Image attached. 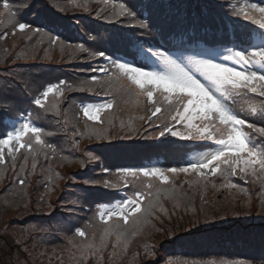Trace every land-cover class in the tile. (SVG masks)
<instances>
[{"label": "trees", "instance_id": "obj_1", "mask_svg": "<svg viewBox=\"0 0 264 264\" xmlns=\"http://www.w3.org/2000/svg\"><path fill=\"white\" fill-rule=\"evenodd\" d=\"M256 1L264 4L262 0H30L36 8L22 18L40 31L24 34L13 27L20 14L11 17L3 9L5 0H0V34H6L0 39V77L11 76L3 69L13 68L28 92L25 96L14 88L9 93L14 99L0 103V134L27 117L44 130L45 141L43 146L33 141L31 152L21 149L14 167L9 157L0 165V264H264V213L260 210L264 173L245 177L237 171L234 176L206 178L193 173L167 183L142 175L125 177L120 170L136 167L143 155H158L155 158L164 165L182 163L187 147L157 143V126L145 132L149 107L138 86L121 76L90 70L104 66L103 57L91 55L100 51L149 64L134 44L140 41L150 47L166 41L171 47L185 19H205L219 31L216 15L211 13L222 17L218 3H230L237 12L253 15L252 20L238 17L253 29L247 32L239 25L237 41L262 39L264 29L256 26L257 13L249 8ZM7 2L15 12L17 0ZM132 3L147 6L143 16L137 12L136 20L121 12L122 4ZM145 17H150L149 28L141 29L138 21ZM220 34L223 41H232L227 26ZM81 45L88 51H82ZM84 82L86 87H81ZM52 85L59 87L49 94L45 108L30 103ZM242 96L255 102L248 120L264 126V99L249 92ZM103 97L113 107L101 112L100 121L89 120L81 106ZM251 135L256 143L264 142L253 131ZM18 178H24L25 185H19ZM126 178L132 182L130 192L144 193L140 219L130 217L127 224L117 218L102 221L100 205L119 196ZM85 180H108L115 186L105 188ZM57 222L63 229L55 235L34 231ZM7 224L13 225L9 235L16 236L21 247L26 244L33 249L27 256L11 240L3 239ZM77 229L85 236L80 237ZM153 248L154 254L145 256Z\"/></svg>", "mask_w": 264, "mask_h": 264}, {"label": "snow or ice", "instance_id": "obj_2", "mask_svg": "<svg viewBox=\"0 0 264 264\" xmlns=\"http://www.w3.org/2000/svg\"><path fill=\"white\" fill-rule=\"evenodd\" d=\"M17 2L19 6L15 12L11 11L12 5L7 0L3 3V9L11 17H16L17 14H20L21 19L16 20L13 27L24 34H28V30L38 33L40 28H33L32 23L22 18L26 12H31L32 9L36 8V3L30 2V0H17ZM262 3H264V0H262ZM120 7L123 15L136 20L137 12L143 16V11L147 6L132 3L131 6L122 4ZM217 7L224 11L226 16L240 17L242 15L245 20L253 19V15L249 11L242 10L237 12L230 3H218ZM249 8L251 13L259 14L261 21L256 22L259 23L261 29H264V22H262L264 21V6L251 4ZM207 11L208 9L205 7V14H207ZM148 19L150 17L140 19L138 26L141 29L149 28ZM153 27H155V24H153ZM5 38L6 34H0V39ZM80 48L82 51H88L83 45ZM161 48H164V50H161ZM138 51L149 64H157L158 62L162 67L146 70L149 64L134 66L132 61H121L119 58H113L106 55L104 51H100L98 53L93 52L91 55L104 57L108 63L90 70L102 75H108L114 69L117 73L128 77L133 84L138 86L141 95L152 105L154 109L152 112L153 116L161 112V108L156 106L159 97H163L169 104L172 103L173 97H175L177 106L174 107L175 114L171 116V119L176 122L187 120L189 131L187 133L173 131L170 127L164 126L163 130L159 132L160 137H164L167 133L172 137L179 136L185 140L214 141L218 147L213 151L203 153L199 159L189 161L187 166L184 167H172L167 170L159 167L121 169L120 171L125 177L135 179L142 175L145 178H157L167 183L169 176L166 172L172 174L192 172L199 174L201 178L217 176V174L223 177L225 173L234 176L238 174L237 170L245 177L249 175L255 177L257 171L264 173V142L256 143L253 136L244 130L246 126L247 129L252 130L260 137H264V126H258L256 123L240 118L227 105L224 99L225 96L241 95L247 92L264 97V43L259 44L252 51L247 48H241L240 50H233L232 48L207 49L201 53L202 58L195 59L189 64L184 63V58L180 53L173 52L171 49L165 48L164 45H158L155 50L152 47L144 49L140 46ZM148 54L151 55L149 56ZM228 62H231V64ZM16 67H22V65H16ZM3 71L13 74L0 77V103L14 99V97L9 95L14 88H19L27 96L26 87L17 79L18 74L14 72V69L6 68ZM199 77H203V81ZM91 79L96 81L95 76ZM64 83L63 81L60 82L61 85ZM58 87L59 85L48 86L40 95L31 98L30 103L41 109L45 108L44 102L47 101L49 94ZM81 87H86V82L82 83ZM217 93L220 95L218 96ZM59 94L63 96V90ZM154 97L157 99H154ZM4 106L14 109V105L11 104H5ZM112 107L111 102L99 105L89 104L84 108L83 114L89 120L100 121V113ZM193 114L201 122L206 121L211 124L215 131L210 130L208 125L201 127L193 124ZM261 118L264 119V114H262ZM4 127L7 128L9 126L4 125ZM43 131L41 127L34 126L33 123L26 120L19 127H13L12 130L0 134L3 136V138H0V165L7 163L6 157H9L14 167L16 154L21 149H25L28 152L34 150L33 141L37 145L43 146L45 144V141L41 138ZM216 133L220 134L219 138H217ZM90 158L96 159L94 156H90ZM104 171L107 172L108 169ZM17 183L23 186L26 180L18 178ZM85 184H102L105 188H113L115 186L108 180H85ZM122 186L126 187L127 182L125 181ZM230 186L233 188L237 187L235 184ZM148 187L151 188V184ZM144 198L143 192L136 191L132 197L114 205H100V219L105 220L106 218L110 221L113 218H117L127 224L129 218L133 217L134 220L138 221L140 216L137 214L142 213L141 203ZM260 210L264 213V203L261 204ZM12 227V224L5 226L3 239L6 242L11 240L12 244L16 245L27 256L33 249L26 244L21 247L22 242L17 240L16 236L9 235V229ZM62 229L63 224L57 222L54 226H39L34 231L55 235ZM77 234L80 237L85 236L83 230L77 229ZM38 243L37 240L33 241V244L37 246ZM154 252V248L149 249L146 251L145 256H151ZM25 264H27V261H25Z\"/></svg>", "mask_w": 264, "mask_h": 264}, {"label": "rangeland", "instance_id": "obj_3", "mask_svg": "<svg viewBox=\"0 0 264 264\" xmlns=\"http://www.w3.org/2000/svg\"><path fill=\"white\" fill-rule=\"evenodd\" d=\"M254 4H260L261 6H264V4H261V3H259V2H256V3H254ZM256 17H257V19H258V21H261V17L259 16V14L257 13V15H256ZM264 43V42H263ZM259 45V44H258ZM258 45H256V46H250L249 48H247L249 51H252V50H255V48L258 46ZM228 48H232L233 50H239L238 48H235L234 46H230V45H223V46H220L219 48H214V49H217V50H219V49H228ZM147 49V48H146ZM205 49H200V50H195V51H192V50H190V51H188V52H185V53H182V52H180V51H176V52H178V53H180L182 56H183V58H184V63H186V64H189L191 61H194L195 59H200V58H202V56H201V53L204 51ZM151 55V54H150ZM121 61H128V60H125V59H122ZM229 64H231V62H228ZM133 64H134V66H137V64H136V62H133ZM159 67H162V66H160L159 64H158V62H157V64H151V66L150 67H147L146 68V70H152V68H159ZM109 74H112V75H114V76H121V78L124 80V82H126V83H129V84H132V85H135V84H133L132 83V81L128 78V77H126L125 75H123V74H119V73H117L114 69L112 70V72L111 73H109ZM202 81H203V77H199ZM217 95L219 96V93H217ZM163 98V97H162ZM164 99V98H163ZM158 101H159V98H158ZM105 102H102V103H92L91 105H99V104H104ZM166 104H168L169 102L168 101H166L165 102ZM88 106V105H87ZM86 106V107H87ZM176 107V106H175ZM174 111V108L171 110V111H169L168 113H171V112H173ZM100 115H101V113H100ZM239 116V115H238ZM171 119V118H170ZM29 121L28 119H22L20 122H18V123H16L15 125H13L12 126V128L13 127H19L20 126V124L21 123H23L24 121ZM172 120V119H171ZM192 120H193V124H196V125H200L201 127H204L205 125H208V127L210 128V130H212V131H215V129L214 128H212V125L211 124H209L208 122H201V120H199V119H197L196 117H195V114H193V116H192ZM182 122V121H181ZM184 122H185V124H183V126L181 127V128H178V129H176L175 131H180V132H183V133H187L188 131H189V129H188V127H187V120H184ZM12 128L10 129V130H12ZM9 130V131H10ZM216 135H217V138H219V133H216ZM196 141H198V140H195L193 143H195ZM213 143L215 144V142L213 141ZM215 148L216 147H218V145H216L215 144V146H214ZM214 149L212 148V149H209V150H203V148H200L199 150H195V151H193V152H191V156H189V160L188 161H194V160H196V159H199L200 158V156L203 154V153H205V152H208V151H213ZM185 166V165H184ZM184 166H180V167H184ZM150 167H158L155 163H153L151 166H149L148 168H150ZM159 168H161V167H159ZM179 168V167H178ZM162 169V168H161ZM168 176H169V179L170 178H179V177H181V178H184L185 176H187V175H192L193 173L192 172H188V173H176V174H172V173H166ZM242 174V173H241ZM259 180L262 182V178H259ZM126 198H130V197H127V196H124L122 199H120L119 201H116L115 203H117V202H121V201H124ZM114 203V204H115ZM114 204H111V205H114ZM100 210H101V208H100ZM105 220H106V218H105Z\"/></svg>", "mask_w": 264, "mask_h": 264}]
</instances>
